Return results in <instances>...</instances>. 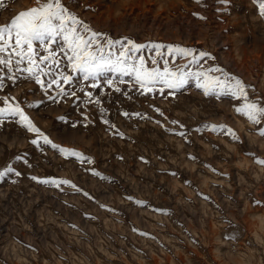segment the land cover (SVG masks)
I'll return each instance as SVG.
<instances>
[{
    "label": "rangeland",
    "instance_id": "rangeland-1",
    "mask_svg": "<svg viewBox=\"0 0 264 264\" xmlns=\"http://www.w3.org/2000/svg\"><path fill=\"white\" fill-rule=\"evenodd\" d=\"M62 3L108 39L210 54L195 65L190 57L165 58L173 69L220 68L210 75L240 79L249 100L264 106V16L254 0ZM4 4L0 27L35 6ZM256 51L261 61L252 59ZM140 54L151 66L155 50ZM108 76L113 87L103 77L98 88L74 79L65 90L75 96L62 97L54 87L45 95L32 80L5 78L0 108L5 98L18 103L52 144L85 159L45 144L18 116L0 119V173L13 169L0 178V264H264V166L256 162L264 159V121L236 111L243 99L205 95L192 78L179 89L156 85L142 94L133 78Z\"/></svg>",
    "mask_w": 264,
    "mask_h": 264
},
{
    "label": "snow or ice",
    "instance_id": "snow-or-ice-1",
    "mask_svg": "<svg viewBox=\"0 0 264 264\" xmlns=\"http://www.w3.org/2000/svg\"><path fill=\"white\" fill-rule=\"evenodd\" d=\"M196 2L201 3V0ZM34 3V7L19 12L8 24L0 27V73H4L5 70L7 73V77L0 74V88L4 87L5 78L15 81L23 77L39 84L45 95H48V90L54 87L56 97L69 94L75 96V91L69 93L65 90V85L75 87L74 79L91 81L90 87L98 88L99 81L103 77L107 85L113 87V81L108 74H115L120 77L118 83L125 82L123 77L133 78L143 94V92L153 91L156 85L179 89L192 78L205 95H230L243 99V105L236 108V111L254 124L259 125L264 121V106L249 100L246 85L240 79L227 74H224V79L210 75L213 72L223 73L220 68L191 72L186 70L187 65H185L173 69L169 67V61L165 58L174 55L185 59L190 57V63L195 65L210 54L200 52L197 58V54L192 49L160 44L141 45L127 38L125 40L108 39L70 12L62 0H34ZM254 3L258 7L259 14L264 16V0H254ZM3 7H5L4 0H0V8ZM53 45H59V49H53ZM145 48L155 50V57L150 61L151 66L149 61L140 54ZM164 48L167 49L166 52L162 51ZM40 52L44 55H40ZM161 61L162 68L158 66ZM44 77L48 78L47 82ZM79 90L88 97L87 102H93L91 92L85 91L83 87ZM115 91L119 92L121 89L115 87ZM56 97L50 98L56 99ZM94 102L97 106L100 105L99 99H95ZM3 104L5 106L0 108V119L18 116L19 122L24 124L28 131L42 138L45 144H51L65 156L77 157L81 161L85 159L80 153L52 144L47 136H44L32 123L18 103H9V99L5 98ZM124 115L127 116L128 113ZM212 130L218 129L212 126ZM219 130L226 131L234 139L237 138L231 129L221 126ZM259 134L264 136V131H260ZM32 143L38 144V141L33 140ZM256 162L264 166V159ZM11 171L13 169H7V172ZM7 172L0 173V178ZM33 179L36 178L33 177ZM40 182L56 186L70 184L69 181L64 180Z\"/></svg>",
    "mask_w": 264,
    "mask_h": 264
},
{
    "label": "bare ground",
    "instance_id": "bare-ground-1",
    "mask_svg": "<svg viewBox=\"0 0 264 264\" xmlns=\"http://www.w3.org/2000/svg\"><path fill=\"white\" fill-rule=\"evenodd\" d=\"M146 1V0H145ZM145 3V2H144ZM141 4V3H140ZM148 13V12H147ZM111 20V19H110ZM109 21V20H108ZM168 22V21H167ZM169 24V23H168ZM113 29V28H112ZM240 48H239V51H241L240 53H241V55H243L242 54V50H243V48L244 47H241V46H239ZM236 51V50H235ZM237 53V52H236ZM251 54V56H252V59L253 58H257V59H260V61L262 60L261 58H263V55H262V53L260 52V51H256V52H251L250 53ZM239 56H240V54H239ZM238 57V56H237ZM242 57V56H241ZM240 57V59H247V58H250L249 56H246V57H243V58H241ZM231 58V57H230ZM233 59V58H232ZM239 59V60H240ZM238 60V61H239ZM248 61V60H247ZM250 61H251V59H250ZM240 62V61H239ZM246 62V61H245ZM233 63V62H232ZM247 63V62H246ZM247 123V122H246ZM251 137V136H250ZM229 143V142H228ZM227 147V146H226ZM231 148V147H230ZM244 159V158H243ZM242 159V160H243ZM244 161H246L245 159H244ZM239 162V161H238ZM243 162V161H242ZM247 168V167H246ZM262 168V167H261ZM242 170V169H241ZM248 213V212H247ZM251 213H252V211H251ZM254 213H252V215H253ZM261 216H263V215H261ZM248 218V217H247ZM258 219H259V217H258ZM248 220V219H247ZM259 220H261L260 222H261V224H258L259 226L261 225L262 226V229L264 230V218H260ZM216 222V221H215ZM248 222V221H247ZM214 224V223H213ZM216 224H220V223H216ZM215 225V224H214ZM217 226V225H216ZM248 226H250V225H248ZM211 227V226H210ZM215 227V226H214ZM220 227V226H219ZM254 227V226H253ZM216 228H218V227H216ZM215 228V229H216ZM257 228H258V226H257ZM214 229V228H213ZM219 229V228H218ZM236 229V228H235ZM251 229V228H250ZM236 230H239V229H236ZM242 230V229H241ZM249 230V229H248ZM254 230H256V229H254ZM261 230V229H260ZM259 230V231H260ZM215 231V230H214ZM222 231V230H221ZM227 231V230H226ZM232 231H234V229L232 230ZM245 231V230H244ZM244 231H242L241 232V234L243 233V234H245L244 233ZM257 231V230H256ZM216 232V231H215ZM250 232V231H249ZM221 233V232H220ZM223 233V232H222ZM232 233V232H231ZM260 233V232H259ZM264 233V232H263ZM237 234H238V232H237ZM252 234H254V236H256L255 234H256V232L255 233H252ZM224 235V234H223ZM259 235H261V242H263V244H264V238H262V234H259ZM249 236H250V234H249ZM253 236V237H254ZM220 237H222V236H220ZM247 237V236H246ZM255 238H257V237H255ZM258 239H260L259 237H258ZM220 240V239H219ZM253 240V239H252ZM256 240V239H255ZM215 241V240H214ZM243 241V240H242ZM258 241H260V240H258ZM253 243L255 242L254 240L252 241ZM257 242V241H256ZM261 242H258V244L260 243L261 244ZM214 243V242H213ZM254 244H257V243H254ZM246 245V244H245ZM257 246V245H256ZM264 246V245H263ZM263 246H261L260 247V249L263 247ZM256 248V247H255ZM216 249V248H215ZM218 250V249H217ZM256 250V249H255ZM263 250V249H262ZM243 251V250H242ZM257 252H262V251H258V248H257ZM257 252H254L253 251V253H257ZM240 253H242V252H240ZM244 253V252H243ZM259 253H257V254H259ZM246 254V253H245ZM256 254V255H257ZM243 255V254H242ZM161 263V262H160ZM174 264V263H173Z\"/></svg>",
    "mask_w": 264,
    "mask_h": 264
}]
</instances>
